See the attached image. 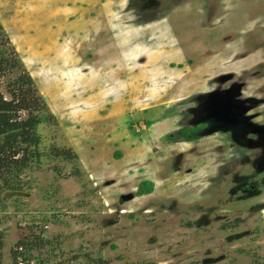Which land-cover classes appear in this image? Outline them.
Listing matches in <instances>:
<instances>
[{"label":"rangeland","instance_id":"rangeland-1","mask_svg":"<svg viewBox=\"0 0 264 264\" xmlns=\"http://www.w3.org/2000/svg\"><path fill=\"white\" fill-rule=\"evenodd\" d=\"M0 34L77 156L0 188L2 264H264V0H0Z\"/></svg>","mask_w":264,"mask_h":264},{"label":"trees","instance_id":"trees-1","mask_svg":"<svg viewBox=\"0 0 264 264\" xmlns=\"http://www.w3.org/2000/svg\"><path fill=\"white\" fill-rule=\"evenodd\" d=\"M10 43L6 34H0V85L4 80L10 95L7 97L0 89V188L2 191H21L25 185L24 173L40 164L46 155L53 159L77 156L70 149L44 152L40 148L42 136L39 127L44 121L43 111L47 104L19 54L7 47ZM199 129L200 126H186L179 132L185 141H194L199 138ZM139 193H144V189L140 188ZM2 248L3 239H0V264ZM45 249L46 258L40 259L34 254ZM56 252L51 239L44 233L33 232L13 246L11 257L13 264H51L52 255ZM86 264H108V261L97 257Z\"/></svg>","mask_w":264,"mask_h":264}]
</instances>
